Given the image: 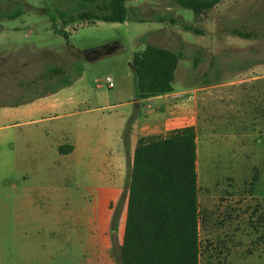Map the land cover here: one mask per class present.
<instances>
[{"label": "rangeland", "instance_id": "1", "mask_svg": "<svg viewBox=\"0 0 264 264\" xmlns=\"http://www.w3.org/2000/svg\"><path fill=\"white\" fill-rule=\"evenodd\" d=\"M125 3L131 10L124 22L75 21L63 27L58 18L51 19V14L73 7V3L0 0L1 12L17 7L23 11L13 19H0V28L20 27L15 34L0 38V109L51 90L49 76L58 78L55 84L68 82L64 93L72 98L71 105H46L31 115L0 117V264H33V258L59 252L49 240L42 248L24 245L22 226L29 218L13 216L14 211L65 207L71 201V191L76 195L82 190L79 187L101 183L89 174V167L77 163V158L60 159L51 145L68 143L65 133L73 142L80 141L83 134L84 142L93 150L101 149L110 156L116 151L112 145L101 147L102 134L123 129L133 114L144 112L143 104L135 107L132 103L135 85L131 60L145 43L180 52L173 80L175 90L220 81L231 82L229 89L237 91L238 125L232 130L240 133L238 149L244 147L245 152L238 151L237 163L233 161L227 169L233 180L227 190L233 197L225 209L221 211L212 200L199 205V264H264V81L245 80L264 74V0H222L198 15L170 0ZM182 23L196 31L184 30ZM237 29L255 36L241 38L233 32ZM105 44L116 47L87 58L80 52ZM56 69L60 73L52 72ZM210 104L213 106L214 101ZM30 119L36 120L27 121ZM14 120L17 124L12 129L2 127ZM199 132L200 179L217 178L225 169L207 162V149H214L216 144H208L201 129ZM168 133L166 130L160 135ZM119 151L127 163L129 149ZM99 153L88 150L83 158L88 160L94 154V170ZM23 172L29 175L25 180L18 177ZM128 178L127 173L116 217ZM112 250L120 264L119 246L113 245Z\"/></svg>", "mask_w": 264, "mask_h": 264}, {"label": "crops", "instance_id": "2", "mask_svg": "<svg viewBox=\"0 0 264 264\" xmlns=\"http://www.w3.org/2000/svg\"><path fill=\"white\" fill-rule=\"evenodd\" d=\"M19 30L20 27L18 26H3L0 28V38L13 35L14 32ZM47 80L52 81L53 87L51 90L45 94H35L32 96L33 99L26 100V102L14 103L1 108L0 117L10 119L15 115H31L40 112L44 109L42 107L46 105L49 107L71 105L70 93H64V90L70 84L66 81L61 82L62 84H55L58 78L52 76H49ZM245 80L251 83L257 80L264 81V74L254 75ZM245 80L244 82H247ZM231 85V82H204L182 90L173 88V91L169 93L144 99H137L134 92L132 103L135 107H138L140 103L143 104L144 112L133 114L128 122L126 121L128 127L126 125L123 129H115L116 131H103L100 145L105 148H109V145L115 147L116 151L111 156L101 149L93 150V148L87 146L83 134H81L80 141L76 139L73 142L71 136L65 133L63 137L69 140L68 143H53L51 146L60 159L77 158V163L89 167V174L101 183L90 187H79L82 190H77L79 194L76 193V195L75 193L73 195V191H71V201L65 207L52 210L37 207L14 211L13 216L29 218L26 219L28 224L23 223L22 226L24 228L22 230L24 245L42 248L49 240L59 250L58 253L50 254L45 258L41 256L33 258V264H117L112 247L113 245L120 246L123 240L127 190L123 196L124 200L120 212L116 217L115 230H111V224L118 212L119 198L125 190L127 173L130 175L133 150L137 138L142 135H160L166 130L171 131L187 125L194 126L196 129L195 169L198 209L200 210L199 205L201 203L207 205L210 200L213 204L216 203L221 211L225 209L227 202L229 203L233 197L230 191L227 190L233 182L232 173L227 169L231 168L233 161L237 163L238 151H241L243 155L245 152L244 147L238 149L237 141H239L238 136L240 133L238 130H232L233 127L238 125V119L236 120L238 104L236 102L237 91L230 90ZM187 92L191 93L187 96ZM210 100L214 101L213 106H211ZM147 104L151 107L146 108ZM34 120L36 119L27 121L32 122ZM16 124L17 122L14 120L2 127L12 129ZM200 129L204 133L208 144L212 142L216 144L214 149H207L208 164L225 169L222 172L223 174L217 178L204 177L200 179L197 145V139L201 136ZM30 131L33 134L36 133L35 130ZM38 134L40 133L37 129ZM242 135L244 134L241 132ZM111 136L112 139H110ZM242 140L244 139H241L243 144ZM122 148L124 150L129 149L127 163L124 162L122 152L119 151ZM88 150L100 152L96 156L100 158L97 166H95L96 170L92 166V161L95 158L94 154L88 160L83 159L87 157L86 152ZM7 167L10 171L11 163L9 161H7ZM18 177L25 180L29 175L27 172H23L19 173ZM36 177L41 176L37 175ZM211 186H213V191H210ZM59 191L62 192L61 189ZM75 196H78V200ZM73 201L77 202L73 204ZM66 204L67 202L64 200V205ZM46 217L53 218L47 219ZM45 222L50 225H46ZM27 225L30 226L25 227Z\"/></svg>", "mask_w": 264, "mask_h": 264}, {"label": "trees", "instance_id": "3", "mask_svg": "<svg viewBox=\"0 0 264 264\" xmlns=\"http://www.w3.org/2000/svg\"><path fill=\"white\" fill-rule=\"evenodd\" d=\"M65 1L73 3V7L51 14V19L58 18L63 27L75 21L124 22L131 10L127 0ZM170 1L198 15L222 0ZM22 13L19 7L12 12L0 11V19H13ZM182 27L196 31L187 23H182ZM233 32L246 39L255 36L251 31ZM179 59L178 51L145 43L131 60L135 97L144 99L173 91ZM58 70L52 72L60 73ZM195 139L196 129L192 125L171 130L165 136L137 138L127 186L120 264H199ZM115 228L116 214L111 230Z\"/></svg>", "mask_w": 264, "mask_h": 264}, {"label": "flooded vegetation", "instance_id": "4", "mask_svg": "<svg viewBox=\"0 0 264 264\" xmlns=\"http://www.w3.org/2000/svg\"><path fill=\"white\" fill-rule=\"evenodd\" d=\"M116 46H115V44L114 45H106L104 48H102V49H98V50H94V51H88V52H83V51H80L81 53H82V55L85 57V58H87V57H89V55H92L93 54V56H97V54L100 52V51H102V50H107V49H112V48H115Z\"/></svg>", "mask_w": 264, "mask_h": 264}, {"label": "water", "instance_id": "5", "mask_svg": "<svg viewBox=\"0 0 264 264\" xmlns=\"http://www.w3.org/2000/svg\"><path fill=\"white\" fill-rule=\"evenodd\" d=\"M105 46H106V44L105 45L96 46V47H91V48H88V49H84L83 52H88V51H94V50L102 49Z\"/></svg>", "mask_w": 264, "mask_h": 264}, {"label": "built area", "instance_id": "6", "mask_svg": "<svg viewBox=\"0 0 264 264\" xmlns=\"http://www.w3.org/2000/svg\"><path fill=\"white\" fill-rule=\"evenodd\" d=\"M107 82H108V85H109V86L112 85L111 80H110L109 77L107 78ZM150 107H151L150 105H148V104L146 105V108H150Z\"/></svg>", "mask_w": 264, "mask_h": 264}]
</instances>
